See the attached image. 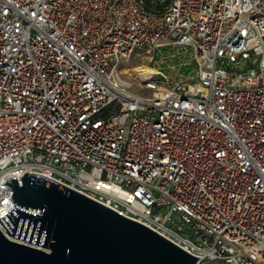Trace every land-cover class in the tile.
I'll return each instance as SVG.
<instances>
[{
    "label": "built area",
    "instance_id": "2783aa9c",
    "mask_svg": "<svg viewBox=\"0 0 264 264\" xmlns=\"http://www.w3.org/2000/svg\"><path fill=\"white\" fill-rule=\"evenodd\" d=\"M165 47L186 75L119 68ZM24 173L195 264H264V0H0V217Z\"/></svg>",
    "mask_w": 264,
    "mask_h": 264
},
{
    "label": "water",
    "instance_id": "95a60500",
    "mask_svg": "<svg viewBox=\"0 0 264 264\" xmlns=\"http://www.w3.org/2000/svg\"><path fill=\"white\" fill-rule=\"evenodd\" d=\"M153 78L163 80L158 73ZM18 182L2 183L10 187L14 207L0 225L16 241L0 232V264L196 262L147 227L50 179L24 173Z\"/></svg>",
    "mask_w": 264,
    "mask_h": 264
},
{
    "label": "rangeland",
    "instance_id": "374dc122",
    "mask_svg": "<svg viewBox=\"0 0 264 264\" xmlns=\"http://www.w3.org/2000/svg\"><path fill=\"white\" fill-rule=\"evenodd\" d=\"M190 58L189 50L184 47H165L154 52L136 51L127 62H120L119 68L126 69L125 76L133 83L141 77L140 70L161 72L167 77L176 80L179 74L186 75L192 67H179L180 63ZM149 95V92H143Z\"/></svg>",
    "mask_w": 264,
    "mask_h": 264
},
{
    "label": "bare ground",
    "instance_id": "6f19581e",
    "mask_svg": "<svg viewBox=\"0 0 264 264\" xmlns=\"http://www.w3.org/2000/svg\"><path fill=\"white\" fill-rule=\"evenodd\" d=\"M154 74H156V71H153V70H140V71H138V76L141 77L142 79L153 76Z\"/></svg>",
    "mask_w": 264,
    "mask_h": 264
}]
</instances>
